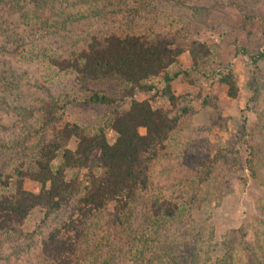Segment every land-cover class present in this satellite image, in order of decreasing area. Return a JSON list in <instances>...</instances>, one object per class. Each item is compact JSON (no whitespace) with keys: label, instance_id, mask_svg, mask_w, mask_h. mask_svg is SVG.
<instances>
[{"label":"rangeland","instance_id":"rangeland-1","mask_svg":"<svg viewBox=\"0 0 264 264\" xmlns=\"http://www.w3.org/2000/svg\"><path fill=\"white\" fill-rule=\"evenodd\" d=\"M192 7L207 14L205 24L196 22ZM100 30L135 35L181 30L208 45L218 57L210 73L195 75L198 85L177 79L172 89L176 97H216L230 121L222 131L209 126L211 110H201L199 99L179 104L178 109L187 106L195 114L181 118L164 155L150 171L148 190L130 204L128 215L117 220L116 234L105 226L106 212L92 222L78 264H173L180 249L187 253L194 246L197 264H264V58L258 62L260 97L252 103L245 86L250 61L237 51L264 55V0H0V173H7L13 160L37 143L40 134L22 110L46 99V90L71 102L65 122L86 132L103 130L108 141H114L106 126L112 110L128 108L129 100L121 97L125 85L103 81L82 91L73 75L58 73L35 56L43 51L64 56L82 48L88 35ZM179 63L180 70L190 69L188 54ZM227 70L239 89L236 99L228 98L219 81V74ZM97 91L115 99V104L110 109L84 104ZM137 98L149 101L154 109H170L168 100L155 92L137 93ZM74 146L72 141L70 147ZM206 147L211 149L207 163L226 149L237 152L238 162L218 164L199 188L197 150ZM76 174L72 171L69 177ZM25 189L37 192L39 186L26 181ZM162 199L176 202L179 215L157 222L149 207ZM107 211L112 212V206ZM41 218L36 211L26 222L25 231L34 233L33 245L21 254H14L0 234V264H44L40 240L61 217L38 228ZM239 228L251 251L244 249L239 235L229 243L230 233Z\"/></svg>","mask_w":264,"mask_h":264},{"label":"trees","instance_id":"trees-1","mask_svg":"<svg viewBox=\"0 0 264 264\" xmlns=\"http://www.w3.org/2000/svg\"><path fill=\"white\" fill-rule=\"evenodd\" d=\"M191 11L197 23H206L203 9L192 7ZM237 51L250 61V78L245 86L251 94L250 101L256 103L261 92L258 62L264 55ZM183 54L190 58L188 70L179 68ZM35 56L58 73L73 75L82 91L91 83L123 84L121 97L129 100L127 109L111 111L106 128L114 133L115 139L110 143L103 130L86 132L65 122L66 108L71 102L65 95L53 96L46 90V99L22 110V116L32 121L33 130L40 134L37 143L18 155L7 173H0V234L6 236L14 254L32 247L34 233H27L25 225L34 212L40 211L38 228L55 216L61 217L40 240L43 263L78 264L85 254L84 243L92 222L100 220L106 212L105 226L116 234L117 220L128 215L130 204L148 190L150 171L159 156L164 155L181 118L195 114L187 106L178 109L179 104L199 99L201 110H211L209 126L227 131L230 118L223 116L216 97L199 94L176 97L172 89L177 79L198 85L195 75L206 77L218 57L208 45L190 39L181 30L138 35L100 30L89 34L82 48L64 56L45 51ZM219 81L226 86L228 98L236 99L239 89L232 72L220 73ZM150 92L166 98L170 109H154L149 101H138L137 93ZM115 102L103 91L92 92L84 100V104L108 109ZM72 141L74 148L70 147ZM197 155L199 188L210 179L218 164L238 162V154L232 149L219 151L209 163V147L197 150ZM72 171L77 174L69 177ZM26 181L38 184V191L26 190ZM110 206L112 212L107 211ZM149 208L157 222L179 215L178 204L166 199L154 201ZM230 234V244L237 239L234 235H239L244 249L251 251L243 228ZM177 255L180 258L178 262L173 260V264H197L195 246L187 253L180 249Z\"/></svg>","mask_w":264,"mask_h":264}]
</instances>
